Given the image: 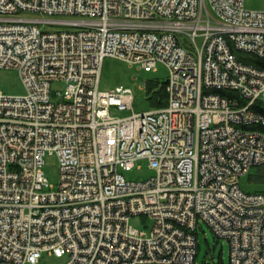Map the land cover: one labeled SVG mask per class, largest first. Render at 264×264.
I'll return each instance as SVG.
<instances>
[{"label": "built area", "instance_id": "built-area-1", "mask_svg": "<svg viewBox=\"0 0 264 264\" xmlns=\"http://www.w3.org/2000/svg\"><path fill=\"white\" fill-rule=\"evenodd\" d=\"M245 1L0 0V69L26 90H0V264H196L202 224L228 264H264V193L241 188L264 167V69L237 57H264V11ZM106 58L165 65L166 106L112 117L133 96L99 90ZM141 161L153 177L125 180Z\"/></svg>", "mask_w": 264, "mask_h": 264}, {"label": "rangeland", "instance_id": "rangeland-1", "mask_svg": "<svg viewBox=\"0 0 264 264\" xmlns=\"http://www.w3.org/2000/svg\"><path fill=\"white\" fill-rule=\"evenodd\" d=\"M244 7L249 11H264V0H246ZM27 16V15H26ZM168 79V71L165 65L158 64L155 72H144L136 66L114 58H106L103 62L100 76L99 90L107 92L118 87L131 89L133 96L132 110L120 111L116 107L110 108V114L115 118H126L132 113H144L152 110L146 84L149 81H158L163 84ZM66 88L64 82H53L51 91L62 94ZM0 90L8 96H24L25 87L19 77L18 71L14 69H0ZM44 177L48 184L56 189L59 182V164L56 156L45 157L43 167ZM125 180L130 182L145 181L153 177L154 173L148 168L146 161L139 162L130 171H121ZM250 190H264V184H255L249 181L248 176L242 177V187ZM130 224L139 230L150 229L152 222L145 221L142 217H132ZM203 230V232H202ZM202 230H198V255L196 264H228L229 246L223 240H217L211 230L202 224ZM69 260L67 255L57 257L44 254L38 264H66ZM221 262V263H220Z\"/></svg>", "mask_w": 264, "mask_h": 264}, {"label": "trees", "instance_id": "trees-1", "mask_svg": "<svg viewBox=\"0 0 264 264\" xmlns=\"http://www.w3.org/2000/svg\"><path fill=\"white\" fill-rule=\"evenodd\" d=\"M237 57L244 63L251 64L257 68L264 69V57L261 59L242 53H237ZM165 86L166 82L160 84L158 81H149L146 84V91L149 96V102L153 109H158L166 106L167 94ZM223 94L227 95V92H224ZM254 109L260 111L264 115V103L258 102L257 104H255ZM258 130L264 132V127H259ZM247 176L249 178V181L254 182L255 184H264V167L253 168ZM241 188L246 193H264V190H250L251 186L247 188L242 187L241 185Z\"/></svg>", "mask_w": 264, "mask_h": 264}]
</instances>
